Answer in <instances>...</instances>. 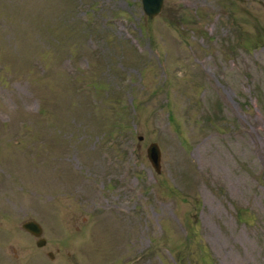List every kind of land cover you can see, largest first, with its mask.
I'll use <instances>...</instances> for the list:
<instances>
[{
  "label": "rangeland",
  "instance_id": "1",
  "mask_svg": "<svg viewBox=\"0 0 264 264\" xmlns=\"http://www.w3.org/2000/svg\"><path fill=\"white\" fill-rule=\"evenodd\" d=\"M0 264H264V0H0Z\"/></svg>",
  "mask_w": 264,
  "mask_h": 264
},
{
  "label": "water",
  "instance_id": "2",
  "mask_svg": "<svg viewBox=\"0 0 264 264\" xmlns=\"http://www.w3.org/2000/svg\"><path fill=\"white\" fill-rule=\"evenodd\" d=\"M145 14L149 19L158 17L164 8L165 0H141ZM148 159L154 170L161 173V150L158 144L153 143L147 150ZM23 229L38 239L37 247L43 248L47 242L43 237V229L36 221H27L23 224ZM49 256L53 258L52 253Z\"/></svg>",
  "mask_w": 264,
  "mask_h": 264
},
{
  "label": "flooded vegetation",
  "instance_id": "3",
  "mask_svg": "<svg viewBox=\"0 0 264 264\" xmlns=\"http://www.w3.org/2000/svg\"><path fill=\"white\" fill-rule=\"evenodd\" d=\"M37 240V242H38V239H36ZM36 245H37V243H36Z\"/></svg>",
  "mask_w": 264,
  "mask_h": 264
}]
</instances>
